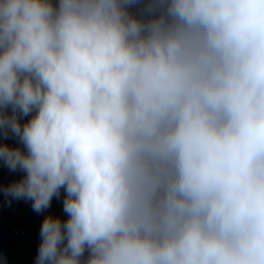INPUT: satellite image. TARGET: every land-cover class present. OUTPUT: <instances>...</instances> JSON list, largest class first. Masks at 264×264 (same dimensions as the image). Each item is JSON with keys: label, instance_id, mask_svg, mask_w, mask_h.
<instances>
[{"label": "clouds", "instance_id": "obj_1", "mask_svg": "<svg viewBox=\"0 0 264 264\" xmlns=\"http://www.w3.org/2000/svg\"><path fill=\"white\" fill-rule=\"evenodd\" d=\"M139 2L0 0L35 264H264V0Z\"/></svg>", "mask_w": 264, "mask_h": 264}, {"label": "crops", "instance_id": "obj_2", "mask_svg": "<svg viewBox=\"0 0 264 264\" xmlns=\"http://www.w3.org/2000/svg\"><path fill=\"white\" fill-rule=\"evenodd\" d=\"M27 120L23 119L21 123L23 124ZM0 140L5 143L13 141L14 146L19 144L12 135H9L6 140ZM0 163L3 162L0 161ZM5 169L10 175L8 174L6 180V171L4 169L0 170V190L21 179L24 175L21 170H17L13 172L12 176L11 171L7 167ZM64 196L65 193L62 189L59 198L53 197L51 207L39 214L33 211L32 201L15 200L8 197L9 203L12 204V211H6L3 207H0V223L6 231L0 264H35L41 239L40 228L44 217L52 214L66 219V214L63 211Z\"/></svg>", "mask_w": 264, "mask_h": 264}, {"label": "trees", "instance_id": "obj_3", "mask_svg": "<svg viewBox=\"0 0 264 264\" xmlns=\"http://www.w3.org/2000/svg\"><path fill=\"white\" fill-rule=\"evenodd\" d=\"M147 2H148V0L140 1L139 3H137L136 5H134L132 7L131 11L133 13L139 15L141 13V11H142V8H143L144 4H146ZM30 118H31V114L29 116L21 117V122H22L23 119H30ZM14 138L19 142L18 146L22 148V145H21L19 139L16 138V137H14ZM5 234H6V231H5L4 227H3V225L0 223V258L2 256V252H3V248H4Z\"/></svg>", "mask_w": 264, "mask_h": 264}, {"label": "rangeland", "instance_id": "obj_4", "mask_svg": "<svg viewBox=\"0 0 264 264\" xmlns=\"http://www.w3.org/2000/svg\"><path fill=\"white\" fill-rule=\"evenodd\" d=\"M54 2H56V0H53ZM140 1H145V0H140ZM14 137V136H13ZM0 142H3V143H5L4 141H1L0 140ZM7 144H9V145H11V146H14V144H13V141L12 142H7ZM5 167H7V166H5L3 163H0V170L1 169H4L5 171H6V177H5V179L7 180L8 179V177L7 176H9L10 174L8 173V171L5 169ZM9 174V175H8ZM13 174V172H11V175ZM13 176V175H12ZM0 207H3V209L4 210H6V211H12V204L11 203H9V200H8V196H6L5 194H4V192H3V190H0Z\"/></svg>", "mask_w": 264, "mask_h": 264}]
</instances>
